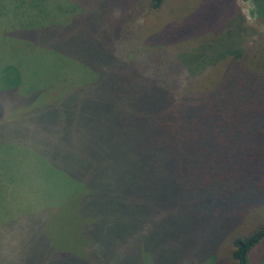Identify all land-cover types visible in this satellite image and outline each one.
Listing matches in <instances>:
<instances>
[{
    "label": "rangeland",
    "instance_id": "1",
    "mask_svg": "<svg viewBox=\"0 0 264 264\" xmlns=\"http://www.w3.org/2000/svg\"><path fill=\"white\" fill-rule=\"evenodd\" d=\"M123 1L0 0V264H120L106 210L109 195L103 193L116 185L123 169L117 161L118 146L128 143L116 138L106 154L99 149V124H94L97 129L72 120L73 113H82L75 112L80 110L74 108L68 85L87 77L82 63H94L102 83L110 86L115 73L133 67L118 59L123 47L143 59L149 50L171 64L177 51L209 46L220 35L232 34L234 27L240 34L238 45L245 50V66L264 70V7L261 10L253 0H162L157 9L150 8L149 0H135L132 10L127 9L136 18L125 35V40L131 37L127 47L109 26L119 17L115 3ZM111 5L115 9L110 15L101 16ZM90 23L96 25L92 31ZM103 28L108 29L109 43L103 40ZM138 33L142 46L135 43ZM231 63H222L220 69ZM211 78L214 83L220 75ZM127 82L131 87L140 83L147 94L152 80L133 74ZM162 90L167 92L166 86ZM249 116L251 122L236 128L230 144L255 137L256 122L264 126V108ZM53 159L75 174L98 166L94 186L84 190L77 177L55 168ZM104 168L114 170L108 182ZM150 215L142 264H229L232 240L264 221V205L239 207L233 220L210 223L204 237L197 238L187 237L189 225L182 214L168 211L162 200ZM137 259L132 255L134 264ZM66 260L79 262L63 263ZM248 264H264V241L250 252Z\"/></svg>",
    "mask_w": 264,
    "mask_h": 264
},
{
    "label": "trees",
    "instance_id": "2",
    "mask_svg": "<svg viewBox=\"0 0 264 264\" xmlns=\"http://www.w3.org/2000/svg\"><path fill=\"white\" fill-rule=\"evenodd\" d=\"M253 1L263 9L264 0ZM161 2L149 0V6L157 9ZM134 3L135 0L115 3L119 17L109 26L119 43L122 38L126 39V33L129 36V26L136 20L127 10H132ZM112 5L104 8L101 16H109L115 9ZM261 15L264 16V9ZM95 26V23L88 25L91 31ZM99 26L102 28L100 17ZM107 30L101 31L106 35L104 42L109 43ZM231 30L232 34L220 35L209 46L201 44L197 50L177 51L171 64L167 58L163 62L154 55L157 53L149 50L144 52L143 59L139 53L134 57L133 53L125 52L123 47L119 49L118 59L121 64L125 61L133 67L124 65L122 73H115L110 86L102 83L94 63L82 62L87 77L68 85L74 108L80 110L75 112L82 113L80 117L73 113L72 120L97 129L94 124H99L100 150L107 154L113 147L109 143L116 138L128 143L118 146L117 161L123 169L117 173V183L103 193L109 195L106 210L108 221L113 224L111 241L115 242L114 253L121 257L120 264H134L132 255L139 258V251L143 257L139 258L141 263L137 259L135 264L145 261L143 242L148 238L144 234L151 209L158 201L162 200L168 211L177 210L182 214L180 218L189 225L188 238L204 237L206 225L210 223L233 220L239 207L264 205V126L256 122L252 127L255 137H248L237 145L230 144L239 131L236 128L251 122L249 115L264 108V70L245 66V50L238 45L240 34L234 27ZM139 34L135 43L142 46L144 41ZM129 40L131 37L124 41L126 47ZM222 40L225 41L219 43ZM228 60L233 62L231 66L221 70L222 63ZM191 63L192 69L187 71L185 66ZM133 74L152 80L147 94L140 89V83L131 87L127 82ZM216 74L220 78L210 83ZM167 76L172 79L168 81ZM165 86L167 92L162 90ZM82 151L84 155L85 150ZM52 162L66 175L77 177L84 190L94 186L98 166L75 174L67 171L61 162L55 159ZM127 166L133 168V177ZM113 171L104 168L107 182ZM84 190L81 191L86 193ZM263 241L264 221L249 234L232 240L229 264H248L250 252ZM72 261L78 260L63 263Z\"/></svg>",
    "mask_w": 264,
    "mask_h": 264
}]
</instances>
